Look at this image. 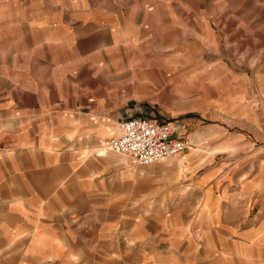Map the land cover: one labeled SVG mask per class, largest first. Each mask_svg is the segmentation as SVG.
I'll return each mask as SVG.
<instances>
[{
  "label": "rangeland",
  "instance_id": "obj_1",
  "mask_svg": "<svg viewBox=\"0 0 264 264\" xmlns=\"http://www.w3.org/2000/svg\"><path fill=\"white\" fill-rule=\"evenodd\" d=\"M6 97L26 113L64 107L90 119L83 130H109V151L112 127L128 112L180 120L203 166L169 171L114 152L121 172L134 175L128 201L143 212L163 208L177 237L187 202L196 213L204 204L195 177L224 163L215 193L232 192L228 213L238 224L206 231L217 241L214 264H264L263 232L242 236L264 208V0H0Z\"/></svg>",
  "mask_w": 264,
  "mask_h": 264
},
{
  "label": "crops",
  "instance_id": "obj_2",
  "mask_svg": "<svg viewBox=\"0 0 264 264\" xmlns=\"http://www.w3.org/2000/svg\"><path fill=\"white\" fill-rule=\"evenodd\" d=\"M89 120L64 107L32 114L8 97L0 100V264H181L190 256L214 264L217 241L206 231L238 224L228 213L232 192L215 193L224 163L195 177L203 207L196 213V203L187 202L180 235L169 236L163 208L143 212L128 201L134 175L121 172L120 156L105 148L109 130H83ZM215 125L227 134V126ZM192 148L182 154L186 160L169 157L152 165L171 171L190 162L199 168L203 163ZM151 182L145 178L144 185ZM255 226L242 236L257 231L264 238V208Z\"/></svg>",
  "mask_w": 264,
  "mask_h": 264
},
{
  "label": "built area",
  "instance_id": "obj_3",
  "mask_svg": "<svg viewBox=\"0 0 264 264\" xmlns=\"http://www.w3.org/2000/svg\"><path fill=\"white\" fill-rule=\"evenodd\" d=\"M117 133L107 147L129 155L140 165H151L161 159L177 157L189 149L187 125L178 119L160 120L128 112L118 121Z\"/></svg>",
  "mask_w": 264,
  "mask_h": 264
},
{
  "label": "bare ground",
  "instance_id": "obj_4",
  "mask_svg": "<svg viewBox=\"0 0 264 264\" xmlns=\"http://www.w3.org/2000/svg\"><path fill=\"white\" fill-rule=\"evenodd\" d=\"M165 159V158H164ZM162 160V159H161ZM160 161V160H159ZM156 163V162H155Z\"/></svg>",
  "mask_w": 264,
  "mask_h": 264
}]
</instances>
